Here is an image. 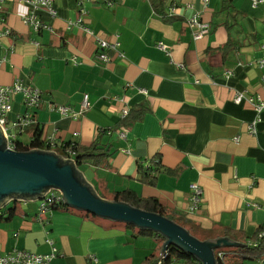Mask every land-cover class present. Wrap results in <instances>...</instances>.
<instances>
[{"label":"crops","instance_id":"1","mask_svg":"<svg viewBox=\"0 0 264 264\" xmlns=\"http://www.w3.org/2000/svg\"><path fill=\"white\" fill-rule=\"evenodd\" d=\"M51 1L53 18L39 12L51 31L38 34L23 24L24 6L9 0L2 6L11 35L0 40V85L19 81L41 93L33 112L37 124L16 143L27 146L35 128L48 153L98 139L105 158L76 167L90 191L109 202L124 190L155 199L184 217L181 228L196 240L223 238L225 230L250 238L264 228V110L256 134L248 133L257 116L248 100L264 96L262 7L249 0H89L79 8L77 0ZM197 16L209 33L194 41L187 21ZM78 19L93 36L67 29ZM95 38L119 44L106 51V63L95 58ZM159 43L169 51L158 49ZM84 96L90 107L77 120L50 110L77 112ZM139 110V120L120 126L123 111ZM25 112L15 94L8 122ZM152 160L160 161L161 172L149 187L138 172ZM193 184L202 191L196 212L190 211ZM0 211L1 256L26 251L54 253L48 264H143L149 255L159 257L163 245L133 237L118 221L54 208L40 212L38 199ZM214 251L215 262L220 251L228 264L229 252ZM245 264H264V257Z\"/></svg>","mask_w":264,"mask_h":264},{"label":"water","instance_id":"2","mask_svg":"<svg viewBox=\"0 0 264 264\" xmlns=\"http://www.w3.org/2000/svg\"><path fill=\"white\" fill-rule=\"evenodd\" d=\"M5 148L6 139L0 129V208L9 200L34 201L43 197L49 189H55L60 192L63 205L67 207L161 234L165 242L159 258L167 247L174 246L190 253L201 264H216L214 250L239 246L226 238L199 241L181 227L159 216L114 201H103L77 180L69 163L61 164V159L52 153H18Z\"/></svg>","mask_w":264,"mask_h":264},{"label":"built area","instance_id":"3","mask_svg":"<svg viewBox=\"0 0 264 264\" xmlns=\"http://www.w3.org/2000/svg\"><path fill=\"white\" fill-rule=\"evenodd\" d=\"M8 0H0V40L11 35V29L5 25L4 16H3V3ZM15 3H19L27 9V12L22 17V22L24 25L28 26L31 31L35 34H38L42 31H51V27L45 23L42 18L39 16L40 11H44L53 18L56 13L53 8V4L51 0H9ZM89 0H77V7H81L84 2ZM252 7H262L264 11V0H249ZM207 0H205V3ZM80 12L83 11L80 9ZM175 10L173 8L169 9L168 16L172 17ZM188 27L191 30L192 38L194 41L201 40L204 36L209 33V25L203 23L199 16L193 17L187 21ZM72 27H78L86 32V34L93 36V32L89 30L87 27L84 26L81 19H78L74 22H69L67 25V29ZM95 45H96V54L95 58L100 63L108 62V58L106 56V51L108 49L115 50L118 48L119 44H109L104 40L95 38ZM158 49L168 52L169 49L162 43L158 44ZM262 50L264 53V44L262 46ZM261 67L264 69V62L260 63ZM226 76H229L230 73L226 72ZM262 90L264 93V73L262 75ZM20 95L22 98L23 106L25 107L27 113L25 112L22 115L16 117L14 121L8 122L7 116L11 111V98L14 95ZM242 96L238 95L235 97L234 101L236 103L241 102ZM260 101H254L252 99L248 100V103L252 106L254 111L256 112V119L250 123L248 126V133L251 135L256 134V125L260 122V114L264 110V96L263 99H259ZM41 101V93L31 87L27 86L19 81L9 85V86H2L0 85V129L2 130L5 139H6V148L5 150L11 152H17L16 146V136L23 133L27 128L35 126L37 123L34 119L33 112L38 108ZM90 104L88 102V97L84 96L81 102L80 110L75 112L71 108L62 107V106H52L50 108L51 111L58 112L61 116L70 118L72 120H77L78 117L83 116V114L89 109ZM127 111H123L122 116L123 118L127 116ZM110 133V131H109ZM118 137L120 139L125 138L124 131H118ZM235 141H238L235 138ZM50 142V141H49ZM39 151V150H36ZM46 152V151H41ZM48 152V151H47ZM56 155V153H52ZM64 162H70L73 165V151L72 148H66L65 154L61 158ZM190 191L192 193L191 196V212H196L199 209V205L202 202V191L201 189L193 184L190 186ZM62 195L58 190L49 189V191L41 198L38 199L39 201V211L46 212L49 211L52 207L63 205L62 202ZM22 202L26 203L28 201L22 200H9L8 203L13 202ZM1 216V211H0ZM166 256V252L162 254L160 260H163ZM224 254L222 252L216 253V259L221 261L223 259ZM56 255L51 253L50 255H35L33 253H29L26 251H15L11 254L6 256L0 255V264H48L53 259H55Z\"/></svg>","mask_w":264,"mask_h":264},{"label":"trees","instance_id":"4","mask_svg":"<svg viewBox=\"0 0 264 264\" xmlns=\"http://www.w3.org/2000/svg\"><path fill=\"white\" fill-rule=\"evenodd\" d=\"M143 116V111L139 110L136 112L130 111L126 117L123 118L120 126L126 128L132 122L139 120ZM105 132H101V134ZM17 152L18 153H29L36 150L46 151L48 150V146L42 142H40V130L35 128L33 131V138L31 142L27 146H21L19 143L17 144ZM99 141H95L89 147H82L77 144L68 143L63 145L58 151H55L56 156L60 159L65 154L66 148H72L73 151V161L74 164L70 162L61 161V164L69 163L73 170L75 171V177L78 181L83 182L80 174L76 171V167L83 165L85 163H91L95 166L98 165V160L105 158L106 152H103L102 149H98ZM159 160H152L147 168L143 166L139 167V175L141 178V182L146 186L153 187L156 176L161 172ZM112 201L125 204L133 209L154 214L159 216L167 221L182 227L183 229L185 224H187V220L184 217L180 216L178 213L174 211H169L167 208L161 206L157 200L155 199H142L138 197L133 191L124 190L120 192H115L112 196ZM61 209L68 211H77L81 212L84 215H87L85 211H80L76 209H72L65 205H58L52 207V209ZM6 215L8 218L12 215V210L7 211ZM2 216V217H1ZM0 218L4 217V214L1 215ZM122 223V222H121ZM127 229H129L133 234V237H152L156 240H159L161 243L165 242V238L151 229L147 228H138L132 224L123 223ZM189 233V232H187ZM222 237L226 239L232 240L234 243H238L239 246L230 247V248H222L223 251L229 252L227 256L229 258L228 264H245L246 262H253L261 260L264 257V228H258L255 234L247 238L245 235L238 234L237 236L227 230L223 231ZM215 253V251H214ZM225 257V256H224ZM174 262H179L183 264H201L193 255L190 253H186L184 251L179 250L174 246H169L166 249V256L163 260H160L159 257L155 255H149L145 258L143 264H171ZM216 264H222V261H217Z\"/></svg>","mask_w":264,"mask_h":264},{"label":"rangeland","instance_id":"5","mask_svg":"<svg viewBox=\"0 0 264 264\" xmlns=\"http://www.w3.org/2000/svg\"><path fill=\"white\" fill-rule=\"evenodd\" d=\"M110 131V130H109ZM109 131H108V133H109ZM110 134V133H109Z\"/></svg>","mask_w":264,"mask_h":264}]
</instances>
